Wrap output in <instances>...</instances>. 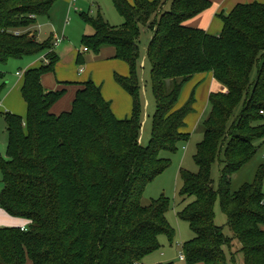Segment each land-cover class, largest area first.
<instances>
[{
  "label": "trees",
  "instance_id": "trees-1",
  "mask_svg": "<svg viewBox=\"0 0 264 264\" xmlns=\"http://www.w3.org/2000/svg\"><path fill=\"white\" fill-rule=\"evenodd\" d=\"M57 1L0 0V64L40 55L48 61L25 74L27 117L3 113L10 142L8 158L0 157V209L29 225L0 228V264H144L161 248V236L173 242L169 200L145 206L143 199L147 186L170 167L162 154H175L190 141L185 130L196 112L197 89L183 106L179 102L200 74H213L227 92L210 96L194 158L198 173L182 170L183 202L195 199L180 213L195 233L184 244V260L238 264L243 257L244 264H264V165L252 184L232 190L234 175L264 141V4H241L221 14L218 36L186 26L212 7L208 0H112L124 19L121 27L84 16L95 30L84 37L85 48L98 54L113 46L130 66L129 76H115L133 99L132 116L119 120L92 80L80 85L70 111L52 112L66 91H47L42 80L55 72L60 57L52 38L41 43L31 29ZM143 28L152 34L147 58L156 102L148 146L141 142ZM5 88L0 85V102ZM217 161L223 164L218 189L212 176ZM219 198L226 226L216 223Z\"/></svg>",
  "mask_w": 264,
  "mask_h": 264
},
{
  "label": "rangeland",
  "instance_id": "rangeland-1",
  "mask_svg": "<svg viewBox=\"0 0 264 264\" xmlns=\"http://www.w3.org/2000/svg\"><path fill=\"white\" fill-rule=\"evenodd\" d=\"M169 9L170 4L165 8V10ZM84 16L94 19L98 18V16H102L113 27H121L124 23V19L117 12L112 0H78L75 8L73 9H71V3H69V1L66 2L64 0H58L51 12V22L47 21L48 24L42 26L39 30L42 42L51 38L53 33L60 34V37H63L64 34L66 40L62 46L57 48V53L61 56V58L64 54L67 55L74 50L82 52L84 57L86 55L94 56L93 52H84V37L94 34L93 27L86 22ZM39 21L41 20L39 19ZM34 28L37 29L38 27ZM34 28H32L31 31L35 30ZM151 38V32L146 28H143L140 37L141 57L139 79L142 89V100L145 108L141 135V142L144 146H148L150 142L153 129V115L156 111V102L152 93L150 81L151 65L147 58V49ZM41 56L42 55L39 57ZM27 59L28 58L23 60L13 59L6 64H0V74H5V78H1L0 75V83L4 85L9 82L10 85H12L18 79V72L24 74L29 62ZM78 68L80 69V67ZM202 86V84L195 86L197 89V101L195 104L196 112L191 114L187 121V125H189L188 132L191 134L190 141L186 144L180 145L178 152L175 154H162V157L171 160L170 167L147 186L144 194L143 204L145 206H148L151 202L159 200L163 197L169 200L170 208L167 214V219L170 226L175 231L173 242H171L169 237L166 235L160 237L159 241L161 248L148 255L144 260V264H187V262L181 258L183 254V247L185 243L190 242L195 238V233L191 230L189 223L181 219L180 213L195 199L187 198V201L183 202V198L181 196V191L184 185L182 180V170L192 173H198L199 171V167L194 158L197 154L198 144H200L204 139V129L202 123L209 112L208 106L207 111H205L203 115L200 114L203 109V99L201 96L200 98L197 97V92ZM192 89L189 95L193 92L194 89ZM183 105H181L180 100L179 106ZM9 142L10 138L7 131L6 119L4 115L0 113V157L6 159L8 158ZM263 155L264 145L261 147L256 157L234 175L232 183V190L234 193H237L245 184H252L255 181L259 168L263 165ZM223 158L224 157H222L221 160H223ZM222 169L223 164L220 161H217L213 166L212 176L216 189H218L220 185ZM3 180V174L0 171V193L4 188V183L2 184ZM215 213L216 223L219 226H226L228 218L222 211L220 198L216 203ZM226 232L227 234H232L229 228H226ZM237 262L238 264H244L243 257H238Z\"/></svg>",
  "mask_w": 264,
  "mask_h": 264
},
{
  "label": "crops",
  "instance_id": "crops-1",
  "mask_svg": "<svg viewBox=\"0 0 264 264\" xmlns=\"http://www.w3.org/2000/svg\"><path fill=\"white\" fill-rule=\"evenodd\" d=\"M71 9L75 8V3L71 0ZM133 3V0H128ZM154 1V0H150ZM212 3V7L206 12L200 14L199 16L186 22V26L195 29L205 30L208 34L213 36H218L222 33L224 29V24L219 17L221 14H230L238 5L254 4L260 3L264 4V0H208ZM77 9V8H76ZM52 12V11H51ZM100 15V14H99ZM72 16V11H71ZM39 19L41 21H39ZM51 13L49 17H40L37 20V29L34 28L32 32L36 34L37 40L42 43L40 38V28L47 25V21L51 22ZM94 30V29H93ZM68 33V31H67ZM66 33V34H67ZM95 33V30H94ZM93 35V34H92ZM91 36V35H87ZM51 38L55 41L62 40L57 48L62 46L66 40L60 37V34L53 33ZM85 53H90L87 48L84 49ZM58 54V53H57ZM59 55V54H58ZM82 56L83 64H78L79 57ZM55 68L54 73L47 74L43 77V86L47 91H62L65 90L64 97L53 107L52 112L56 115H60L64 112H68L72 109L74 100L76 98L77 92L80 89V85L92 80L97 86L102 87V92L104 98L111 102L112 110L115 116L119 120H124L130 118L133 112V99L132 97L116 82L115 76H129L131 73L130 66L117 58V49L113 46H107L100 50L98 54L83 56L82 52L74 50L61 58ZM26 70L24 74L20 72L17 73V80L10 85L9 82L6 83V88L2 95V100L0 102V113L10 112L12 114L19 115L26 118L28 115V105L25 102L22 95V87L25 82V74L28 70L39 68L42 64L48 63L46 56L41 57H30ZM80 67V69L78 68ZM2 73V72H1ZM1 78H5V74H0ZM203 85L199 88L197 92V97L200 96L203 99V109L202 114L207 111L209 106V99L212 93L215 92H227V90L217 82L213 74H200L196 76L184 89L181 105L185 104L189 100V93L191 89L195 88L197 85ZM2 85V83H0ZM192 89V90H193ZM192 93V92H191ZM189 96V97H188ZM183 100V101H182ZM198 105V103H197ZM198 114V113H196ZM190 118V116L187 118ZM189 125H187L188 132ZM189 133V132H188ZM264 145V141L261 142V147ZM264 165V155L263 163ZM262 166V165H261ZM3 184V181H2ZM29 223L25 220L18 218H13L8 215L5 211L0 209V228L2 227H17V228H27ZM184 254H182L183 256ZM26 264H33L30 260Z\"/></svg>",
  "mask_w": 264,
  "mask_h": 264
},
{
  "label": "built area",
  "instance_id": "built-area-1",
  "mask_svg": "<svg viewBox=\"0 0 264 264\" xmlns=\"http://www.w3.org/2000/svg\"><path fill=\"white\" fill-rule=\"evenodd\" d=\"M77 0H71L72 3H75ZM62 42V40H57L56 45H59ZM262 115H264V111L261 112ZM25 230V229H23ZM182 259H185L184 255L181 257Z\"/></svg>",
  "mask_w": 264,
  "mask_h": 264
}]
</instances>
